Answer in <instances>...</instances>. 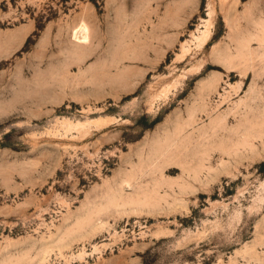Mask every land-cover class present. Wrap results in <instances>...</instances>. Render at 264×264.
Instances as JSON below:
<instances>
[{
  "label": "rangeland",
  "instance_id": "374dc122",
  "mask_svg": "<svg viewBox=\"0 0 264 264\" xmlns=\"http://www.w3.org/2000/svg\"><path fill=\"white\" fill-rule=\"evenodd\" d=\"M0 264H264V0H0Z\"/></svg>",
  "mask_w": 264,
  "mask_h": 264
},
{
  "label": "bare ground",
  "instance_id": "6f19581e",
  "mask_svg": "<svg viewBox=\"0 0 264 264\" xmlns=\"http://www.w3.org/2000/svg\"><path fill=\"white\" fill-rule=\"evenodd\" d=\"M79 34L81 36H83V37H86V35H87V29H86V27L84 25L79 28Z\"/></svg>",
  "mask_w": 264,
  "mask_h": 264
}]
</instances>
